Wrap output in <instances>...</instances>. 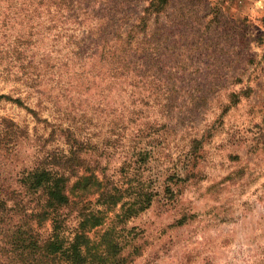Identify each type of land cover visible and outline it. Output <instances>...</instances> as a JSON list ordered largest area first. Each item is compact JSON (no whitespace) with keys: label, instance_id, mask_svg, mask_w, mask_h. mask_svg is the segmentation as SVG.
Segmentation results:
<instances>
[{"label":"rangeland","instance_id":"obj_1","mask_svg":"<svg viewBox=\"0 0 264 264\" xmlns=\"http://www.w3.org/2000/svg\"><path fill=\"white\" fill-rule=\"evenodd\" d=\"M27 1L0 0V36L24 43L0 58V96L22 101L0 100V132L29 134L0 145V198L69 129L91 167L154 195L126 224L130 264H264V0H170L150 18L151 0Z\"/></svg>","mask_w":264,"mask_h":264},{"label":"trees","instance_id":"obj_2","mask_svg":"<svg viewBox=\"0 0 264 264\" xmlns=\"http://www.w3.org/2000/svg\"><path fill=\"white\" fill-rule=\"evenodd\" d=\"M75 2L28 0L24 5L32 9L38 4L48 8L47 14L57 12L55 14L60 15L73 11ZM170 5V0H151L144 18L158 17ZM13 40L0 36L1 59L3 55L13 60L18 55V60L22 59L23 37ZM126 44L132 47L131 41ZM29 50L32 49H28L25 55L29 54ZM2 99L22 106L20 99L0 96ZM5 124V135L8 134L9 138H2L0 132V145L6 146L5 140L8 139H28L27 131L9 121ZM61 136L68 147L46 154L42 150L36 152L35 161L24 165L17 174L19 187L8 188L3 199L0 198V211L6 214L7 219L5 229L0 231L3 235L0 239V263H132L139 249L133 242L134 238H130L126 224L149 209L154 195L142 188L134 193L121 189L105 173L86 162L83 144L74 133L69 129L62 130ZM72 213L77 220L73 229L68 226ZM46 225L49 226L48 232L43 233Z\"/></svg>","mask_w":264,"mask_h":264}]
</instances>
